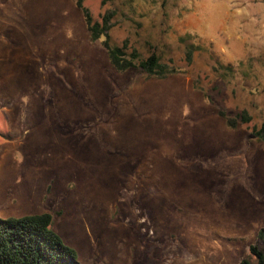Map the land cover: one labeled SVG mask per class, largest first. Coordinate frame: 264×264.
Returning a JSON list of instances; mask_svg holds the SVG:
<instances>
[{"label":"rangeland","instance_id":"374dc122","mask_svg":"<svg viewBox=\"0 0 264 264\" xmlns=\"http://www.w3.org/2000/svg\"><path fill=\"white\" fill-rule=\"evenodd\" d=\"M103 1L178 70L117 69L76 0H0V217L52 213L81 264L256 262L264 0Z\"/></svg>","mask_w":264,"mask_h":264},{"label":"trees","instance_id":"16d2710c","mask_svg":"<svg viewBox=\"0 0 264 264\" xmlns=\"http://www.w3.org/2000/svg\"><path fill=\"white\" fill-rule=\"evenodd\" d=\"M104 0L103 2H105ZM82 9L88 30L93 39L104 36V46L107 48L111 62L119 70L141 68L148 77L166 78L178 69L161 61L153 53L147 57H140L136 49L128 51V43L119 45L112 42L111 29L113 11L101 15V20L94 17L84 0H76ZM192 49L188 51V60L192 59ZM228 124L237 126V120L228 117L224 112ZM245 118L244 122H249ZM257 139L264 141V118L260 126H255L252 132ZM53 214L42 212L25 215L19 218L0 217V264H81L76 250L66 244L62 237L53 229ZM251 253L256 258L253 262L249 258L243 259L240 264H264V229L260 231L259 241L251 246Z\"/></svg>","mask_w":264,"mask_h":264},{"label":"crops","instance_id":"0c3cea01","mask_svg":"<svg viewBox=\"0 0 264 264\" xmlns=\"http://www.w3.org/2000/svg\"><path fill=\"white\" fill-rule=\"evenodd\" d=\"M104 14V13H103ZM98 20H101V19H98ZM111 33V32H110ZM46 212V211H45ZM48 212V211H47ZM53 221H54V217H53ZM53 226V225H52ZM54 229V228H53ZM55 230V229H54ZM56 231V230H55ZM57 232V231H56ZM58 233V232H57ZM59 234V233H58ZM60 235V234H59Z\"/></svg>","mask_w":264,"mask_h":264}]
</instances>
